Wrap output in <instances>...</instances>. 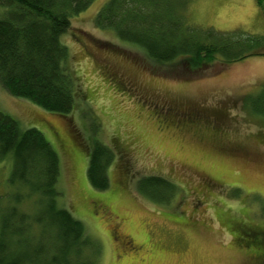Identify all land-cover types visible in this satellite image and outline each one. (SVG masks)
I'll list each match as a JSON object with an SVG mask.
<instances>
[{
	"label": "rangeland",
	"instance_id": "1",
	"mask_svg": "<svg viewBox=\"0 0 264 264\" xmlns=\"http://www.w3.org/2000/svg\"><path fill=\"white\" fill-rule=\"evenodd\" d=\"M108 1L72 17L61 36L81 84L71 114L47 112L1 85L0 111L41 132L57 153L58 204L99 246L96 264H263L264 248H245L227 226L264 232V120L242 102L264 85V56L196 79L170 77L95 25ZM184 12L196 30L264 38V0H188ZM94 141L113 151L104 191L86 178ZM11 170L10 159L0 163V206ZM148 177L174 186L156 190L167 203L138 192Z\"/></svg>",
	"mask_w": 264,
	"mask_h": 264
},
{
	"label": "trees",
	"instance_id": "2",
	"mask_svg": "<svg viewBox=\"0 0 264 264\" xmlns=\"http://www.w3.org/2000/svg\"><path fill=\"white\" fill-rule=\"evenodd\" d=\"M94 1L0 0V85L10 96L57 116L71 114L81 84L67 67L69 55L61 36L70 29L71 18ZM187 3L109 0L97 14L95 25L139 48L168 76L183 80L203 77L217 66L264 56V38L189 26L184 14ZM242 102L264 120V85ZM8 159L11 191L4 195L6 205L0 206V264H96L93 257H98L99 246L87 236L83 224L58 204L57 153L41 132L22 129L18 121L0 111V163ZM112 161L113 151L94 141L86 169L93 190L109 188L107 171ZM159 186L174 188L162 178L148 177L139 182L138 192L161 203ZM27 202L32 212L24 209ZM227 227L237 234L236 240L244 241L245 248H264L262 230L244 224ZM259 258L264 260V254Z\"/></svg>",
	"mask_w": 264,
	"mask_h": 264
},
{
	"label": "flooded vegetation",
	"instance_id": "3",
	"mask_svg": "<svg viewBox=\"0 0 264 264\" xmlns=\"http://www.w3.org/2000/svg\"><path fill=\"white\" fill-rule=\"evenodd\" d=\"M257 250V249H256ZM259 252H260V250H258ZM262 254H264V253H262ZM261 258H259V261H264V260H260ZM263 264H264V262H262Z\"/></svg>",
	"mask_w": 264,
	"mask_h": 264
}]
</instances>
